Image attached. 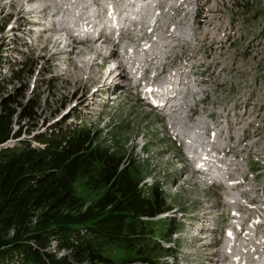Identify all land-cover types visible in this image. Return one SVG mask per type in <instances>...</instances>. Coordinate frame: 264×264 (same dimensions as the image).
Instances as JSON below:
<instances>
[{"label": "rangeland", "instance_id": "374dc122", "mask_svg": "<svg viewBox=\"0 0 264 264\" xmlns=\"http://www.w3.org/2000/svg\"><path fill=\"white\" fill-rule=\"evenodd\" d=\"M128 2L0 0L4 91L0 97L18 101L11 105L15 109L12 134L21 130L23 140L39 145L36 137L52 125L83 120L81 128L91 130L94 145L122 157L124 163L140 166L144 194L151 196L157 187L171 207L169 213L145 219L155 223L156 241L175 250L176 257L157 251L158 264H264V0L144 3L140 17L146 22L153 18L155 24L141 22L140 31L119 35L117 49L127 57V69L115 73L125 69L132 78L120 79L122 85L117 80L109 85V78L104 82L112 63L101 50L96 52V45L87 44L93 50L88 51L76 44L80 48L69 52L65 33L43 31L44 20L55 23V28L78 29L85 20L100 23L109 4L117 10ZM44 3H51L50 15L40 11ZM140 6L129 8L134 11ZM26 23L17 35L15 30ZM57 37L61 38L54 43ZM112 43L105 42L101 48L109 49ZM16 70L22 73L20 80L13 77ZM138 78L144 88L173 87L175 112L165 116L149 106L143 90L135 87ZM31 110L37 116L24 118L25 111ZM172 126L184 137H177ZM185 147L214 157L222 168L220 176L205 184L199 180ZM250 160L257 166L254 171ZM83 189V199L91 203L97 191ZM31 206L29 226L36 228L41 226L38 220L45 205ZM85 207L64 210L67 217L62 218L75 219ZM169 227L173 236L163 237ZM13 234L10 230L8 236ZM56 244L46 251L68 255ZM105 254L118 262L132 255L115 245Z\"/></svg>", "mask_w": 264, "mask_h": 264}, {"label": "trees", "instance_id": "16d2710c", "mask_svg": "<svg viewBox=\"0 0 264 264\" xmlns=\"http://www.w3.org/2000/svg\"><path fill=\"white\" fill-rule=\"evenodd\" d=\"M2 59L0 53V64ZM1 74L0 68V93ZM13 77L20 80L22 73L16 70ZM13 103L18 101L0 97V264H158L157 251L176 256L156 241L155 223L145 220L171 207L157 187L151 196L144 194L140 166L94 145L91 130L81 128L83 120L56 123L32 145L21 130L12 134ZM34 116L33 110L24 113V118ZM84 186L97 191L91 203L83 199ZM33 204L45 205L36 228L29 226ZM82 206L75 219L62 218L64 210ZM172 233L169 227L162 236ZM54 241L68 255L46 251ZM112 245L132 255L118 262L105 254Z\"/></svg>", "mask_w": 264, "mask_h": 264}, {"label": "bare ground", "instance_id": "6f19581e", "mask_svg": "<svg viewBox=\"0 0 264 264\" xmlns=\"http://www.w3.org/2000/svg\"><path fill=\"white\" fill-rule=\"evenodd\" d=\"M44 1V0H43ZM133 0H131V2H132ZM142 1V0H141ZM141 1H137L138 3H141ZM143 1H145V0H143ZM134 2V1H133ZM185 2H186V0H185ZM159 3H156V5H158ZM39 5H41L42 6V4H39ZM40 6V7H41ZM129 6H132L131 4H130V2H129ZM133 6H135V3H133ZM50 7V5H43V8L40 10V9H38V10H40L41 12H44L45 13V10L47 9V8H49ZM51 10V9H50ZM30 11H32V10H30ZM34 12V11H33ZM36 12V11H35ZM39 12V11H38ZM188 12V11H187ZM40 13V12H39ZM50 13V12H49ZM48 13V14H49ZM30 14V13H29ZM36 14V13H35ZM38 14H36L35 16H37ZM42 15V14H41ZM50 15V14H49ZM56 15V14H55ZM43 16V15H42ZM41 16V17H42ZM51 16H53V15H51ZM65 17H67V16H65ZM125 17H126V19L125 20H127L128 19V15H125ZM50 18V17H49ZM40 19V18H39ZM39 19L37 18V21H39ZM61 19H63V18H61ZM66 19V18H65ZM67 19H68V17H67ZM153 19V18H152ZM47 20H48V18H47ZM49 22V21H48ZM54 22V21H53ZM42 23V22H41ZM55 23H52V25H54ZM66 24V23H65ZM62 26V25H61ZM58 28V27H57ZM57 28H52L51 30H53V31H56L57 33H59V32H62L63 34L65 33L67 36L66 37H64L65 39H64V43H65V46H68V44L70 45V49H69V52H72V51H74V50H76V48H80V46H77L76 44H78V45H80V44H83V46H85L84 48H88V47H86V45L87 44H93V45H96L97 47V49H96V52H98V53H100V50H101V46H102V44H104L106 41H107V38H102V35H100V36H98L95 40H88V39H86V40H77L76 41V39H77V34L79 33V32H77V34H76V31H78V30H80L81 28H73V27H71V26H63V27H60L59 26V28L57 29ZM50 29V28H49ZM55 29H57V30H55ZM87 30V28H85L84 26H83V30ZM82 30V31H83ZM43 31L44 32H46V31H48V29H45V28H43ZM42 31V32H43ZM49 32V31H48ZM61 34V33H60ZM59 34V35H60ZM172 34V33H171ZM62 35V34H61ZM177 35V34H176ZM178 35H180V34H178ZM56 36V35H55ZM58 36V35H57ZM171 36V35H170ZM178 37V36H177ZM180 37H183V36H180ZM61 37H57L56 39H55V41H54V43H57L58 41H59V39H60ZM168 38H169V36H168ZM179 39V38H178ZM180 39H182V38H180ZM53 40H54V37H53ZM58 40V41H57ZM73 41V42H72ZM61 42H63V41H61ZM88 46V45H87ZM117 45H115L114 46V48H113V50L111 51V54L113 55L114 53H117V51H118V49H117V47H116ZM93 47V46H92ZM88 51H93L92 49H90V48H88L87 49ZM87 51V52H88ZM80 53V52H79ZM78 53V54H79ZM84 54V53H83ZM88 54V53H87ZM167 54V53H166ZM171 54V53H170ZM72 55V54H71ZM81 55V54H80ZM111 55V56H112ZM168 55H169V53H168ZM110 56V57H111ZM160 56V55H159ZM171 56H173V55H171ZM109 57V58H110ZM125 56H123V58H124ZM161 57V56H160ZM127 58V57H126ZM165 58V57H164ZM166 59V58H165ZM120 69V68H119ZM115 70L116 69H113V70H110L109 72H107V74H106V78H105V80H104V82L108 79V78H110V77H114V72H115ZM123 71V72H122ZM121 73V75L119 76V78L117 79V75L118 74H120ZM125 73V74H124ZM117 75H115V77L113 78V80H117V82H116V84L117 85H122V83H120V79H122V80H130L131 79V77L130 76H128V75H126V72H125V69H123V70H121L119 73H118ZM167 81H169V80H167ZM102 83V82H101ZM106 84V83H105ZM104 84V85H105ZM111 85V84H110ZM101 86H103L102 84H100V86H98V87H96V90L94 91L95 93L97 92V91H99L100 90V88H101ZM171 89H173V88H171ZM170 89V90H171ZM85 91V90H84ZM154 91H157V90H154ZM87 92V91H86ZM171 92V91H170ZM148 93V92H147ZM94 94V93H93ZM152 94H153V91H152ZM158 94H160V95H163L167 100H166V102L163 104V106H162V108H161V110H165L166 108H167V105H168V102H170V101H172V99H174L175 98V94H177L174 90L172 91V95H173V97L170 95L169 96V91H168V89H166L165 91H163V90H161V89H158ZM158 94H156V93H154V95L155 96H158ZM177 96V95H176ZM83 97L85 98V101L87 100V95H86V93H84L83 94ZM170 98H172L171 100H170ZM180 103V102H179ZM182 103H183V101H182ZM175 104V103H174ZM172 105L171 107H168V111L169 112H171V111H174V110H176V108L174 107V106H176V105ZM181 104V103H180ZM182 106V105H181ZM175 108V109H174ZM175 112V111H174ZM172 116V115H171ZM195 150V149H194ZM205 159L206 160H208V163H210L211 162V159H209V157H207V156H205ZM196 172H199L198 170H195ZM218 256V255H217ZM223 260H225V261H227L226 260V258L225 259H223ZM230 261V260H229ZM225 264H227V262L225 263Z\"/></svg>", "mask_w": 264, "mask_h": 264}]
</instances>
